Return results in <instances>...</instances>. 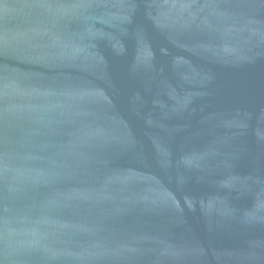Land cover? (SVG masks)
Wrapping results in <instances>:
<instances>
[{
	"label": "water",
	"instance_id": "obj_1",
	"mask_svg": "<svg viewBox=\"0 0 264 264\" xmlns=\"http://www.w3.org/2000/svg\"><path fill=\"white\" fill-rule=\"evenodd\" d=\"M0 264H264V0H0Z\"/></svg>",
	"mask_w": 264,
	"mask_h": 264
}]
</instances>
